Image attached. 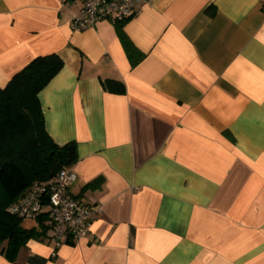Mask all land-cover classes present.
<instances>
[{"label": "crops", "instance_id": "0c3cea01", "mask_svg": "<svg viewBox=\"0 0 264 264\" xmlns=\"http://www.w3.org/2000/svg\"><path fill=\"white\" fill-rule=\"evenodd\" d=\"M81 6L0 0V87L61 58L38 92L44 127L75 142L68 191L98 209L86 237L31 238L0 264H264L260 0L139 2L122 22L135 66L115 24L71 28Z\"/></svg>", "mask_w": 264, "mask_h": 264}, {"label": "trees", "instance_id": "16d2710c", "mask_svg": "<svg viewBox=\"0 0 264 264\" xmlns=\"http://www.w3.org/2000/svg\"><path fill=\"white\" fill-rule=\"evenodd\" d=\"M115 25L131 66H135L142 54L124 32L122 22ZM62 64L56 53L38 55L0 87V254L10 261L29 239H44L49 224L46 213L25 219L11 214L8 206L34 181L50 180L77 160L75 142L59 145L45 130L38 99V92ZM103 85L113 92H123L120 82L109 79Z\"/></svg>", "mask_w": 264, "mask_h": 264}, {"label": "built area", "instance_id": "2783aa9c", "mask_svg": "<svg viewBox=\"0 0 264 264\" xmlns=\"http://www.w3.org/2000/svg\"><path fill=\"white\" fill-rule=\"evenodd\" d=\"M150 0H82L77 14H72L71 28L85 30L99 20L112 24L124 22L137 15L136 5ZM264 11V0H260ZM76 176L71 167L61 168L47 181H34L28 191L13 201L8 210L25 219H35L41 213L48 216L49 229L44 237L59 247L69 241H77L88 235L97 207L75 199L68 191Z\"/></svg>", "mask_w": 264, "mask_h": 264}]
</instances>
